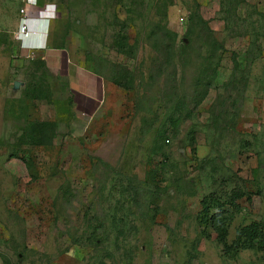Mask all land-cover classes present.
Segmentation results:
<instances>
[{"label":"rangeland","instance_id":"374dc122","mask_svg":"<svg viewBox=\"0 0 264 264\" xmlns=\"http://www.w3.org/2000/svg\"><path fill=\"white\" fill-rule=\"evenodd\" d=\"M0 1V264H264V0Z\"/></svg>","mask_w":264,"mask_h":264},{"label":"crops","instance_id":"0c3cea01","mask_svg":"<svg viewBox=\"0 0 264 264\" xmlns=\"http://www.w3.org/2000/svg\"><path fill=\"white\" fill-rule=\"evenodd\" d=\"M2 3H7V1H0V9H1V7H3V4ZM5 7H6V5H5ZM19 17H20V15H19ZM23 17L24 18L26 17L27 19H29V21H30V24H29L30 28L29 29L31 30V32H33V34H36V33L39 34V26H37V20H35L34 18H32L33 15H31V17H30L29 13L27 14L24 11V13L22 14V18ZM18 28H19V26H18ZM17 31H18V29H17ZM29 38L30 37H28L27 39H24L23 41L21 40V42L18 41L17 39L15 41L18 42L19 46H23V48L26 49L27 46H29V47L31 46L32 47L33 45L35 46L36 43H37V39L36 40H30ZM24 41L27 42L26 45H25Z\"/></svg>","mask_w":264,"mask_h":264},{"label":"built area","instance_id":"2783aa9c","mask_svg":"<svg viewBox=\"0 0 264 264\" xmlns=\"http://www.w3.org/2000/svg\"><path fill=\"white\" fill-rule=\"evenodd\" d=\"M23 13L24 12L22 11V14ZM29 24H30V21L26 17L21 19L19 29L17 31L18 33L16 34L17 39H20L23 41L24 39H27L33 34V32H31V30L29 29L30 28Z\"/></svg>","mask_w":264,"mask_h":264}]
</instances>
